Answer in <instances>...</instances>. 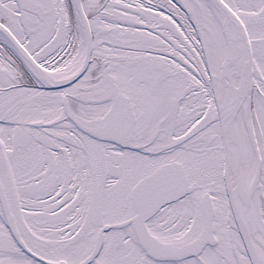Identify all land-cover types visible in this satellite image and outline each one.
Segmentation results:
<instances>
[{"label":"snow or ice","instance_id":"6c2138e0","mask_svg":"<svg viewBox=\"0 0 264 264\" xmlns=\"http://www.w3.org/2000/svg\"><path fill=\"white\" fill-rule=\"evenodd\" d=\"M0 264H264V0H0Z\"/></svg>","mask_w":264,"mask_h":264}]
</instances>
